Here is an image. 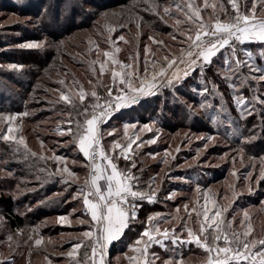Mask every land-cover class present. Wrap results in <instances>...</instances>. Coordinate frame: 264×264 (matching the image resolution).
<instances>
[{
    "label": "rangeland",
    "instance_id": "obj_1",
    "mask_svg": "<svg viewBox=\"0 0 264 264\" xmlns=\"http://www.w3.org/2000/svg\"><path fill=\"white\" fill-rule=\"evenodd\" d=\"M10 1L13 2V0H0V110L18 108L17 106H19L15 95L10 96L9 92L15 94L20 92L16 83L25 82L27 74L34 71L32 66L21 64L22 60L30 59L46 63L51 59L52 63L48 65L49 67L40 71L42 72L40 77H35L37 88L33 89L30 97L37 107L32 109L22 107L21 109V113L28 112L27 116H38L37 119L32 123H27L23 121L24 116H21L13 126L18 129L16 135L23 136L28 148L36 152L38 156L51 157L55 153L67 157L69 168L78 174L80 184H82L87 176L86 159L82 153H79L75 144L66 142L71 140L70 135H61V130H66L70 126L67 123L70 111H65L63 102L54 103L58 99L59 93L53 90L62 89L63 86L58 81L64 79L74 92H78L82 86L88 93L95 89L100 96H106V88L113 86V82L110 71H105L101 76L99 64L93 66L90 63L97 59L96 45H99L101 52L100 60L105 59L102 52L110 50L114 46L121 49L117 55L124 64H134L131 58L136 57L139 53L141 71L144 66L145 46L151 49L148 54L149 61L152 60L153 53L157 58H162L169 51L178 52L181 47L179 41L184 39L179 33L188 27L187 23L175 25L176 19L185 20L183 13L178 12L174 7V4L179 3L180 0H156L161 5L159 9L161 15L163 6L173 5L171 16H165L163 20L160 19V16L144 10L147 8L144 0H74L73 3L67 0L69 5L59 10L58 13L54 11L52 5L50 8L44 7L39 18L37 16L39 10L33 12L28 7L31 2H34L33 0H14L17 3L12 4ZM37 1L41 2L42 0ZM43 1H46L47 4L48 2L54 4V0ZM124 1L128 2L127 5H121ZM194 2L201 6V15L205 21H208L209 17L213 15L212 9H203V0H194ZM212 2L223 3L227 13L233 14L228 0H209V3ZM21 4L25 6L24 10H28L24 16L17 14V10L23 7ZM248 7H251V0H248ZM114 13L116 15H113ZM57 15L60 20L57 22L59 23L58 27L54 18ZM138 16L143 19L137 20ZM220 16L221 19L225 18L223 13ZM137 23H140V29H137ZM15 24H19V27H14ZM121 24L124 26L121 27ZM110 25L116 27L115 32L108 33L107 27ZM83 26H90V28L87 29ZM69 31L71 33L65 35ZM120 35L125 37L128 41L127 44L117 39ZM173 35L177 37L175 41L172 39ZM61 36L63 37L60 38ZM109 36L111 41L116 42L114 46L109 41ZM149 36L164 43L154 44L148 39ZM75 37L77 39H74ZM29 41L43 42V46L37 49H21L19 47L20 44ZM67 43L73 47H68ZM136 44L138 47L140 44L143 45L141 51L138 50V47H134ZM242 47L253 52L254 60L261 57V53L264 52V44L259 42L245 44ZM90 49H92L91 52ZM258 63L264 66V57H261V61ZM12 64L22 67L12 69L9 67ZM77 64H80L81 67H76ZM220 66L221 61L217 58L216 64L207 72V76L219 85V91L223 93V101L217 99L212 103L217 106L221 102L224 103L225 109L236 122L233 127L238 126L239 128L236 135L232 134V128L227 124L218 128L216 124L210 122L209 117L212 113L205 114L203 110L199 109L201 97L192 91V88L199 87L198 77L193 76L189 79L188 85L181 87L177 94H173L169 89H161L154 96L143 97L139 103L120 109L119 115L114 114L107 123L101 125L103 141L106 150L111 152L114 141L126 145L128 138L135 134L139 135L141 139L133 145V149L136 150L133 158L135 159L136 152L142 148L150 151L145 152L147 160L145 164L146 167L149 166L150 177L148 180L151 177H156V203L159 207L162 206V209L149 212V214L158 212L174 215L176 207L179 206L181 208L180 215L186 216L183 205L189 204V209L193 206L200 207L203 204V193L210 190L209 194L216 201V206L228 209L225 213L226 220H232L235 217L234 228L241 232L244 230L240 227V221L244 219V213L247 212L248 221L246 223L251 224L253 236L258 239L264 238V179L260 178V165L264 158V107L256 105V112L253 115L241 119L232 102L231 90L226 87L224 81L215 75L217 67ZM93 67L96 69L95 73L92 70ZM110 67V65H106V68ZM134 68L129 70L133 71ZM244 72L247 73V69H244ZM65 73L68 75L65 76ZM90 80L91 83H89ZM73 81L77 83L72 84ZM251 83L255 85L254 81ZM257 87L261 93H264V84ZM241 91L245 97L252 96V92L248 88H243ZM36 92L42 93L37 94ZM91 100L89 95L85 104ZM28 103V101L25 102V105L27 106ZM42 104L44 105L42 106ZM189 105L194 108L192 113L188 110ZM15 110L1 112L0 115L15 114L17 113ZM72 118H77L76 113L72 114ZM79 119L82 121L83 117H79ZM125 124L135 125V128L127 129V135H125ZM144 125H148L151 131L141 132L140 129ZM171 126L175 128L170 130ZM5 127L6 121L4 124H0V128ZM27 127L32 129L31 138V135L27 137L25 134ZM71 127L74 128L75 125L73 124ZM35 131L40 135L39 138L35 136ZM109 132L112 135H108ZM208 136L215 138L211 141L204 139ZM151 139H155L156 143L144 144L137 149L136 145L141 141ZM41 142H43V147ZM13 149L14 145L11 142L0 139V169H4V171H0V190L5 189V192H11L14 199L19 202L17 211L23 215L35 210L39 212L47 210L46 205L50 202H37L35 207L34 204L23 200V194L35 191L37 187H28L29 189L20 191V184L10 181L18 169L17 164L22 162L29 164L30 162L15 153ZM23 152V146H20V153ZM149 153H158V155L153 158L148 155ZM173 157L175 158L173 159ZM164 160H167L168 163H163ZM36 161L37 166L35 165L34 169V163H30L31 169L35 174L38 173L37 175H40L41 179L37 180V175H34L30 179H20V181H24L26 186L29 184L36 186L48 181L49 187H55L53 190H57L51 192L49 198L62 200L63 209H65L63 213L45 218L39 224L36 223L38 220L27 223L30 220L26 219L27 224L16 230H13L5 221L3 211L0 209V259L7 258L14 261V264H29V261L30 264H49V262L54 264L53 262L58 259L62 262L73 261L67 256V253L75 243L81 241L83 246L78 250L79 254L84 256L85 252L90 253L92 242L81 235L90 230V219L88 218L90 215L86 214L82 199L73 198L79 185H65L61 182L58 174L49 176L48 173L54 172L56 167L51 159H36ZM44 162L48 163L49 168L46 172L40 173L39 169L42 166H39ZM9 166L11 168L15 166L17 169L7 171ZM4 177L5 182L1 181ZM54 178L56 181L52 183ZM197 186L200 188L199 192L196 190ZM172 191L177 193L175 199L165 200V197ZM197 201L199 202L197 203ZM30 214L38 215V213ZM59 217H66V220L61 222ZM81 220L85 223L81 224L79 222ZM47 226H52L48 227L51 234L43 233ZM161 226L170 227L166 224ZM190 226L198 231V225L190 223ZM34 228L37 230L36 233L32 231ZM18 230L22 231V234H17ZM30 235L33 236V240L28 239ZM139 235L138 233L131 246L139 238ZM8 236L13 237L12 241L7 240ZM40 236L43 237L44 242L40 246H35L34 239ZM190 248L198 249L196 245ZM184 249V246L177 248L176 253L181 254ZM151 252L160 256L161 259L157 261V264H161L164 259H167L159 251L151 250ZM168 252L173 254L172 251ZM29 254H31L32 260ZM133 254L129 247L124 259ZM45 256L48 257V260H45ZM206 257L207 253L201 248L196 254H191L182 260L183 264H204ZM119 260V256H117V264ZM125 263L128 264V262Z\"/></svg>",
    "mask_w": 264,
    "mask_h": 264
},
{
    "label": "snow or ice",
    "instance_id": "obj_2",
    "mask_svg": "<svg viewBox=\"0 0 264 264\" xmlns=\"http://www.w3.org/2000/svg\"><path fill=\"white\" fill-rule=\"evenodd\" d=\"M144 3L147 4L144 10L160 16L161 20L172 14V4L163 6L161 15L159 11L161 5L156 0H144ZM228 4L231 5L232 15L227 13L223 3H209V0H203V9L210 8L213 13L209 20L205 21L201 15V6L194 0H180L179 3H175V9L183 13L185 17L184 21L176 19L175 25L188 24V27L179 33L184 37L179 41L181 47L178 52L169 51L162 58H157L153 53V58L149 61L148 54L151 49L145 46L142 71L139 67V53L131 58L134 64H124L117 55L121 49L114 46L116 42L111 41L110 36L108 39L114 47L102 52L104 60L99 59L101 52L99 45H96L97 59L90 63L93 66L99 64L101 76L105 71H110L113 82V86L106 88V96H100L95 89L88 93L82 86L78 92H74L64 79L58 81L63 88L53 90L59 93L54 103L63 102L75 110L77 115V118L73 119L71 112L68 113L67 123L70 126L66 130H61V135H70L71 140L66 142L75 144L79 153H82L87 160L85 167L88 172L82 184L78 174L69 168L67 157L55 153L51 157L38 156L36 152L28 148L23 136L16 135L18 129L13 126L14 123L19 117L29 115L28 112L0 115V124L6 121V127L0 128V139L11 142L15 153L20 154V146H23L22 155L26 160L29 158L51 159L56 167L54 172L48 173L49 176L58 174L65 185H79L73 198L82 199L86 214L90 215V230L81 235L92 243L90 253L85 252L80 259H78L80 255L78 250L83 246V242H77L72 246L67 256L74 261V264H105L109 245L119 240L125 230H131V226L137 222L144 227L139 238L130 246V251L134 254L127 256L128 264H157V261L161 259L160 256L149 251L154 244L159 245L165 252L174 253L173 257L164 259L161 264H183L182 257L175 258V253L177 248L188 244H195L207 253L204 264H264V238L258 239L253 236L251 224L246 223L248 213L245 212L244 219L240 221V227L244 230L238 231L233 227L235 217L232 220H226L225 213L228 209L216 206V201L209 194L210 190L203 193V204L200 207L193 206L189 209V204L183 205L186 216L180 215L181 208L177 206L174 215L151 213L144 221H140L139 210L143 207V202L146 201L149 204L157 202L156 177H151L146 182V188L141 187V175L144 169L142 167L137 169V162L133 158L136 151L133 145L141 138L134 134L133 137L128 138L126 145L114 141L111 152L107 151L102 144L101 125L107 123L114 112L139 103L143 97L154 96L161 89H169L173 94H177L181 87L188 85L189 79L193 76L198 77L199 87L192 88V91L201 97L199 109L205 114L211 112L210 122L216 124L218 128L227 124L232 128V134L236 135L239 128L233 127L236 122L225 109L224 103L221 102L219 106L212 103L217 99L223 101V93L219 91V85L207 76L208 70L216 64L217 58L220 59L221 66L217 67L215 75L231 90L232 102L240 118L244 119L253 115L256 112V105L264 107V93H261L257 87L264 84V66L258 63L261 57H264V52L261 53V57L254 60L253 52L242 47L256 42L264 44V0H251L250 8L248 0H228ZM221 13L224 14V19H221ZM142 19L143 17H137V20ZM136 27L140 29V23H137ZM107 31L113 33L116 27L110 25ZM117 39L125 44L128 43L123 35ZM148 39L157 45L164 43L152 36ZM172 39L175 41L177 37L173 35ZM42 46L43 42L37 41L19 45L21 49H37ZM106 65L111 67L106 68ZM9 67L18 69L22 66L12 64ZM133 68V71L129 70ZM244 69H247V73ZM92 70L95 73V67ZM67 75L68 73H65V76ZM253 81L255 85L251 83ZM243 88H248L252 92L250 98L243 95L241 91ZM89 95L92 100L85 104ZM188 110L192 113L193 106L189 105ZM79 117H83V120L81 121ZM73 124L74 128L71 127ZM124 128L127 135V129L135 128V125L125 124ZM144 130L151 131V128L144 125L140 131ZM108 135L112 133L109 132ZM214 138L213 136L204 137L208 141ZM154 143H156L155 139L141 141L136 147L138 149L144 144ZM41 146L43 147V142ZM148 155L155 158L158 153ZM121 158L127 162L123 169L119 167ZM163 163L167 164L168 161L164 160ZM133 169H137V172H133ZM46 171L47 169L43 167L39 169L40 173ZM260 178L264 179V158L261 160ZM36 179L40 180V175H37ZM196 190L200 191L199 186ZM176 195L177 193L172 191L165 200H174ZM58 219L64 222L66 217ZM79 222L85 223L83 220ZM190 223L198 225V231L194 230ZM162 224L170 225V227H162ZM32 231L37 232L35 228ZM17 234H22V231L18 230ZM12 239V236L7 237L8 241ZM28 239L33 240V236L30 235ZM165 241H169L172 247L169 248ZM43 242L42 236L34 239L35 246H40ZM45 260H48L47 256ZM0 264H14V261L4 258L0 259Z\"/></svg>",
    "mask_w": 264,
    "mask_h": 264
},
{
    "label": "trees",
    "instance_id": "obj_3",
    "mask_svg": "<svg viewBox=\"0 0 264 264\" xmlns=\"http://www.w3.org/2000/svg\"><path fill=\"white\" fill-rule=\"evenodd\" d=\"M3 1H6V0H3ZM34 2H31L29 4V8L32 9L33 12H36L37 10H39V13H38V18L41 17V12L42 10L44 9V7H47V8H50L51 5H52V8L54 7V11L56 13H58L59 10H61L62 8L68 6V2H66L67 0H54V4H51L50 2H47L46 1H37V0H33ZM71 3H73L74 0H69ZM11 4L12 3H17L16 1L13 0L10 1ZM128 2H122L121 5H127ZM71 5V4H70ZM21 6H23V4H21ZM24 7V8H23ZM21 7V9L17 10V14L21 15V16H24L26 15L25 13H28V10H24L26 9L25 6ZM29 14L30 11H29ZM28 14V15H29ZM55 20H56V25L58 27L59 22V16H54ZM14 27H19V24H15ZM84 28H87L89 29L90 26H83ZM163 32V31H161ZM71 33V31L69 32H66L65 35H69ZM165 33V32H164ZM61 34V33H60ZM58 34V35H60ZM55 35V34H53ZM64 35V34H62ZM63 36H61L60 38H62ZM74 39H77L76 37ZM67 46L72 48L73 45H71L70 43H67ZM134 47H138V45H134ZM143 48V45L140 44V46L138 47V50L141 51V49ZM52 63V60L49 59V61L46 63H43L41 61H38V60H30V59H24V61L22 60L21 64L23 65H27V66H32L34 68V73L31 72V74H27L28 77L26 79L25 82H19V83H16V86H17V89H19L20 92H18L17 94L13 93V92H9V95L12 96V95H15L16 99H17V102H18V105L17 106L18 108H13V109H16L15 112L17 113H21V109L22 107L24 109L28 108V109H32V108H35L37 107V104H34L32 102V97H30L31 95V92L33 91V89L37 88V79H35V77H40L39 75H41L42 72H40L41 70L43 71V69L49 67L48 65ZM76 67H81L80 64H77ZM36 69V70H35ZM34 74V75H33ZM34 77V78H33ZM39 81V80H38ZM91 81V80H90ZM37 94H40L42 92H36ZM17 95V96H16ZM145 98V97H144ZM148 98V96L146 97ZM29 102L28 105L26 106L25 105V102ZM44 104H42L43 106ZM12 107V106H11ZM16 107V106H14ZM13 109H6V108H3L0 110V113L1 112H11L13 111ZM65 111H70L73 113H76L75 110L71 109L70 106L66 105L65 104ZM124 111V110H123ZM121 112H117L115 115H119ZM38 116H24L23 118V121H26L27 123H32V121H35L37 119ZM175 127L174 126H171L170 127V130L171 129H174ZM25 134L26 136L28 137V135H31L30 138L32 137V129L30 127H27L25 128ZM35 136L37 138L40 137L39 134L36 133L35 131ZM11 148H13V146H11ZM145 152H150L149 150H146V148H142L140 150H138V152H136V156H135V159H136V162H137V169L139 168H144V171L141 175V187H144L146 188V182L148 180V178L150 177L149 176V170H148V167H146V159H145ZM19 156H23L21 153L18 154ZM29 164L27 163H24L22 162L21 164H17V168H11V166H9V168H7V171H12L15 169H17L13 176L11 177L10 181L11 182H15L19 185V188H20V191L21 190H26L28 187L29 188H32V187H37L35 191H29L28 193L26 194H23L24 198V202H27L29 204H34L35 207H36V203L37 202H50V204L46 205L45 207L47 208V210H41V212H39L38 210H35L33 212H28V214L26 213L25 215L21 214L20 212L17 211V207H18V200L14 199V197L12 196L11 192H5V189H2L0 190V209H2L3 211V217L5 219L6 222L9 223L10 227L13 229V230H16L17 228H22L24 227L27 223H32V222H36L38 220V222H36L37 224H39V222L43 221L45 218H49L50 216L52 215H57V214H60V213H63L64 209V203H62V200H60L59 198H49L50 197V193L53 192V191H57V190H53L54 188L53 187H49V183H47L48 181H44L42 182L40 185H31V184H27L28 186H26V184L24 183V181H20V179H23V180H27V179H30L32 176L34 175H37L34 173V168H35V165L37 166V161L36 159L34 158H29L28 159ZM34 163V167L33 169H31V165L30 163ZM36 162V163H35ZM126 161L123 160V158L120 159L119 161V167L121 169H123L125 166H126ZM85 164H87V160L85 162ZM43 167V168H46L48 170L49 166H48V163H45L42 165H40L39 167ZM12 169V170H11ZM137 169H133V172H137ZM86 172H88V169L86 170ZM139 174V173H138ZM3 180V182H5V177L3 179H1V181ZM56 179L54 178V181L52 183H55ZM21 182V183H20ZM28 188V189H29ZM39 192V193H38ZM41 195V196H40ZM39 197V198H38ZM40 205V204H39ZM60 205V206H59ZM162 206H158L157 203H154V204H149L147 203L146 201L143 202V207L139 210V220L140 221H144L146 219V217L148 216L149 212H152V211H155V210H161ZM32 211V210H30ZM30 213H38V215H34V214H30ZM40 215V216H39ZM90 219V217H88ZM26 219L27 220H30V222H27L26 223ZM37 224H33L34 226H36ZM51 228L52 226H47L44 228L43 230V233H47V234H51L52 232L50 231L49 228ZM143 227L144 225L140 224L139 222L133 224L131 226V230H126L125 233L121 236L122 237V240H120L119 242L118 241H114L110 246H109V249H108V259H106V264H117L116 262V257L119 256V263L118 264H127L125 262H128L127 258L124 259V255L127 254L128 252V249L129 247L131 246L132 242L136 239V237L138 236V233L140 234L142 231H143ZM51 232V233H50ZM30 244V242H29ZM45 246V244H44ZM87 246H89V244H87ZM198 251L197 248H190L189 250H186L184 249L181 254L180 253H175V258H181L184 259L186 257H188L189 255L191 254H196ZM80 253V251H79ZM168 254V256H167ZM163 255V254H162ZM166 255V256H165ZM165 258L167 257H171V256H174V253H165L163 255ZM30 259L32 258L31 254H30ZM80 258H83L82 255H79L78 259ZM32 260V259H31ZM54 264H57V263H60V264H74V261H67V262H62L61 260H56L55 262H53Z\"/></svg>",
    "mask_w": 264,
    "mask_h": 264
},
{
    "label": "crops",
    "instance_id": "obj_4",
    "mask_svg": "<svg viewBox=\"0 0 264 264\" xmlns=\"http://www.w3.org/2000/svg\"><path fill=\"white\" fill-rule=\"evenodd\" d=\"M127 230V229H126ZM125 230V231H126ZM125 233V232H124ZM120 240H122V237L119 239V240H117L118 242L120 241ZM114 242V241H113ZM165 244L166 245H168V247H170L171 246V244H170V242L169 241H165ZM195 244H188V245H185L184 247H185V249L186 250H189L190 249V247L191 246H194ZM110 246V245H109ZM108 249H109V247H108ZM198 249H201V248H199L198 247ZM151 250H155V251H159L161 254H165V253H168V252H165L163 249H161L160 248V246L159 245H153L151 248H150V252H151ZM166 256V255H165ZM167 256H168V254H167ZM168 258V257H167ZM106 259H108V250H107V254H106V256H105V264H106Z\"/></svg>",
    "mask_w": 264,
    "mask_h": 264
},
{
    "label": "built area",
    "instance_id": "obj_5",
    "mask_svg": "<svg viewBox=\"0 0 264 264\" xmlns=\"http://www.w3.org/2000/svg\"><path fill=\"white\" fill-rule=\"evenodd\" d=\"M116 113H117V111H116V112H114V113H113V115H114V114H116ZM113 115H112V116H113ZM102 144H103V145H104V147H105V144H104V141H103V139H102ZM105 149H106V148H105ZM101 184H103V182H101Z\"/></svg>",
    "mask_w": 264,
    "mask_h": 264
}]
</instances>
